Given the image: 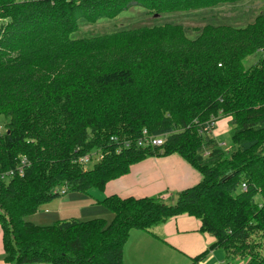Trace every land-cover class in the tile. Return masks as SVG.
Returning <instances> with one entry per match:
<instances>
[{"label":"trees","instance_id":"trees-1","mask_svg":"<svg viewBox=\"0 0 264 264\" xmlns=\"http://www.w3.org/2000/svg\"><path fill=\"white\" fill-rule=\"evenodd\" d=\"M241 1L0 0L6 262L125 264L132 230L154 235L157 225L188 214L215 241L187 264H201L215 249L223 251V264H264V14L242 27L207 23L195 37L169 22L77 35L82 24L135 8L161 16ZM254 53L257 62L245 67ZM216 115L231 117V153L213 136ZM145 130L164 143L138 145ZM169 154L202 174L174 204L112 194L97 199L113 213L110 222L27 220L64 193L93 196L133 164ZM86 155L101 158L88 167L81 162Z\"/></svg>","mask_w":264,"mask_h":264},{"label":"crops","instance_id":"crops-1","mask_svg":"<svg viewBox=\"0 0 264 264\" xmlns=\"http://www.w3.org/2000/svg\"><path fill=\"white\" fill-rule=\"evenodd\" d=\"M220 122L217 129L219 136L224 131V125H220ZM201 180L202 174L179 154L151 156L133 164L127 174L108 182L100 197L97 196L94 200L98 203L97 199L116 194L121 197L160 196L166 202H176L181 191L198 184ZM200 226L201 221L198 218L181 214L154 227V235L132 230L125 244L129 245L134 239L135 245L132 243L129 247L131 250L129 260L143 261L142 264H159L163 261H166V264H182L190 261L215 241L212 234L201 232ZM219 251L220 253L216 254ZM4 256L3 231L0 227V264H11L5 261ZM208 257V263L214 258H217L214 264L224 262V253L221 249L210 251L201 264H204ZM124 261L127 264L125 247Z\"/></svg>","mask_w":264,"mask_h":264},{"label":"rangeland","instance_id":"rangeland-1","mask_svg":"<svg viewBox=\"0 0 264 264\" xmlns=\"http://www.w3.org/2000/svg\"><path fill=\"white\" fill-rule=\"evenodd\" d=\"M261 13L264 14V0H242L241 2L235 4H224L209 10L190 11L179 14L172 13L161 16H149L142 13L140 8H135L132 9V11L125 12V14L114 20H100L94 24H82L77 35L85 36L105 34L135 25L169 22L173 24H181L186 28H189V35L195 37L197 34L196 31H198L197 28H200L207 23H226L237 27H242L252 22L255 17ZM258 58L259 53H254L247 57L244 61L245 67H250L251 65L255 64ZM219 116L220 115H216L212 120L215 124L212 133L213 136L217 138V141H219L220 144H223L224 150H226L228 153H231L235 150V146L231 142V130L233 128V124L230 123L231 117L221 118ZM5 122L6 119L0 116L1 132L5 131ZM219 122L220 125H224V131L222 132L221 136H219V133L217 132V129L219 128ZM92 158L93 160L90 163L85 164V166L92 167L94 165L96 159L95 157ZM92 194L94 197L76 192L64 193L60 198L54 199L53 201L42 205L38 212L27 217V220L37 225H51L58 219L75 218L84 221L101 217L110 222L114 216L113 213L105 206L96 203L94 200V198L97 196L100 197L101 192L94 190ZM167 203L174 204L175 202L172 201ZM133 241L134 239L129 242V245L125 246L127 264H142L143 261L131 262L129 260L131 251L129 247L132 243H134ZM219 253L220 251L216 254ZM208 261L209 257L205 260L204 264H214V261H217V258H214V260L212 259V261L209 263ZM189 262L190 261H186L182 264H187ZM159 264H166V261H163L162 263L160 262ZM237 264H244V261L237 260Z\"/></svg>","mask_w":264,"mask_h":264},{"label":"built area","instance_id":"built-area-1","mask_svg":"<svg viewBox=\"0 0 264 264\" xmlns=\"http://www.w3.org/2000/svg\"><path fill=\"white\" fill-rule=\"evenodd\" d=\"M215 124L212 121L211 126L213 127ZM1 132V129H0ZM164 143V137L163 136H151L147 134L146 130L144 131V136L138 140V145H153V146H160ZM129 144V142H127ZM95 157L96 161L101 158V155L93 156ZM93 160L91 155H86L81 159V162L85 165L87 163H90ZM19 173H23V167H18ZM12 173V172H11ZM245 186V185H244Z\"/></svg>","mask_w":264,"mask_h":264}]
</instances>
